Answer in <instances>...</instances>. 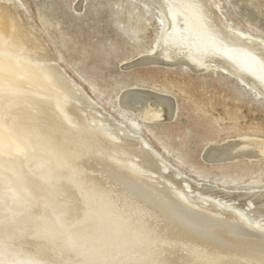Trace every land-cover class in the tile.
Segmentation results:
<instances>
[{"label":"bare ground","instance_id":"6f19581e","mask_svg":"<svg viewBox=\"0 0 264 264\" xmlns=\"http://www.w3.org/2000/svg\"><path fill=\"white\" fill-rule=\"evenodd\" d=\"M136 1L162 21L142 63L225 72L264 100V39L233 28L220 1ZM9 2L0 3V264H264V182L227 203L226 187L183 178L82 92ZM120 103L148 122L175 116V99L152 90ZM232 140L205 159H264L263 140Z\"/></svg>","mask_w":264,"mask_h":264},{"label":"rangeland","instance_id":"374dc122","mask_svg":"<svg viewBox=\"0 0 264 264\" xmlns=\"http://www.w3.org/2000/svg\"><path fill=\"white\" fill-rule=\"evenodd\" d=\"M218 1L233 28L264 39V0ZM9 3L82 92L104 108L110 120L116 118L142 135L168 167L184 171L183 178L226 187V195L231 193L227 203L247 192L251 181L264 182V159L233 156L210 163L204 156L208 147L228 139L264 141V100L225 72L194 73L178 65L142 63L155 53L162 30L157 11L136 0ZM134 88L174 98L175 116L148 122L140 111L123 108L121 97Z\"/></svg>","mask_w":264,"mask_h":264}]
</instances>
